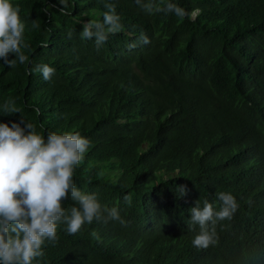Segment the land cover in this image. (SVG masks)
<instances>
[{"label":"trees","instance_id":"trees-1","mask_svg":"<svg viewBox=\"0 0 264 264\" xmlns=\"http://www.w3.org/2000/svg\"><path fill=\"white\" fill-rule=\"evenodd\" d=\"M11 2L28 61L0 60V123L87 138L73 181L125 221L76 234L60 224L32 264H264V0H172L185 18L136 0H66L64 11L61 0ZM106 2L122 28L97 48L81 32L103 23ZM43 64L55 69L49 81L30 73ZM219 192L238 209L198 249L190 209L207 200L219 211Z\"/></svg>","mask_w":264,"mask_h":264},{"label":"clouds","instance_id":"clouds-1","mask_svg":"<svg viewBox=\"0 0 264 264\" xmlns=\"http://www.w3.org/2000/svg\"><path fill=\"white\" fill-rule=\"evenodd\" d=\"M136 3L149 15L167 12L180 18L187 16L185 9L172 0H159L158 3L136 0ZM61 4V11H64L66 0H61ZM104 7L108 11L104 13L103 23L86 22L81 32L82 39L94 38L97 48L122 28L115 4L106 2ZM25 29L19 7L13 6L11 0H0V60L10 68L17 62L28 61L21 50L29 47L24 41ZM71 36L69 32L68 38ZM9 54H14L15 58L9 59ZM30 73H41L49 81L55 69L47 64L33 65ZM3 107L9 113L16 111L12 101ZM89 147L90 141L79 133L50 132L45 138L23 120L12 122L11 126L0 123V264H32L35 258L44 255L45 241L56 240L60 224L67 225L69 234H76L85 223L93 220L125 224L117 208L102 207L95 193H83L73 181L74 170ZM180 191L185 195L187 186L181 185ZM69 196L75 202L70 211L62 204ZM217 198L221 201L219 211H214L213 204L207 200L203 207L197 200L190 209L191 221L201 229L192 241L198 249L215 245L216 221L231 219L238 209L232 194L219 192ZM124 199L131 203L130 195Z\"/></svg>","mask_w":264,"mask_h":264}]
</instances>
